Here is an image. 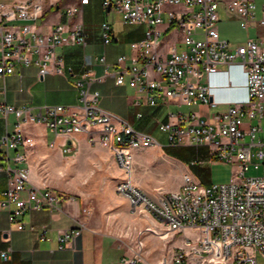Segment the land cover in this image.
<instances>
[{
	"label": "built area",
	"instance_id": "1",
	"mask_svg": "<svg viewBox=\"0 0 264 264\" xmlns=\"http://www.w3.org/2000/svg\"><path fill=\"white\" fill-rule=\"evenodd\" d=\"M88 2L78 0L81 6ZM101 7L117 12L123 25L145 26L143 38L129 45L131 57L120 55L112 65L104 56L96 58L104 67V76L112 74L117 85L126 83L134 90L137 106L142 97L149 107H215L203 81L221 65L241 66L246 74L244 102L228 105L209 118L194 110L179 111L169 113L167 122H157L169 145L207 147L211 161L233 165L232 181L204 187L191 174L183 173L177 190L156 198L148 196L132 181V151L140 147L161 149V145L123 119L118 128L106 123L96 126V118L110 113L98 106L99 93L91 91L92 84L102 78H94L85 70L74 81L80 96L76 106L15 107L0 103L5 124L0 137V172L8 181L0 209L8 212L10 223H15L27 211L60 212L65 202L74 200L62 191L40 188L30 181L28 157L35 140L26 129L43 125L63 140L64 155L77 151L79 136L90 146H108L121 173L115 193L133 211L141 214V209H150L153 218H163L162 227L177 225L175 235H183L180 244L155 264H264V43L248 40L232 47L217 31L220 10L236 18L244 30L254 24L264 27V5L259 19L255 0H102ZM43 11L38 0L0 3L2 96L6 93L5 80L17 65L37 66L42 80L48 73L63 75V58L56 54L57 48L63 43L86 45L83 24L74 20L76 9L68 8L69 22L48 34H40L34 26ZM101 31L103 43L109 44V24L102 23ZM178 44L184 48L178 50ZM69 73L72 75L70 69ZM10 116L14 117L12 124ZM141 117L137 114L138 119ZM110 129H117V141H110ZM250 170L257 174L247 176ZM194 190H201V197H194ZM89 212L85 207L81 210L85 218ZM17 228L22 230L24 224L19 222ZM82 228L59 231V248L79 238ZM186 230L194 231L196 238L185 237ZM148 233L163 239L155 225L138 230L129 255L122 256L118 264H143L144 236ZM11 252L8 248L0 256L7 260ZM214 254H223L224 262L212 263Z\"/></svg>",
	"mask_w": 264,
	"mask_h": 264
},
{
	"label": "crops",
	"instance_id": "2",
	"mask_svg": "<svg viewBox=\"0 0 264 264\" xmlns=\"http://www.w3.org/2000/svg\"><path fill=\"white\" fill-rule=\"evenodd\" d=\"M25 1L27 0H0V3L11 4ZM38 1L43 5L44 11L34 25L37 32L48 34L57 25L67 24L69 19L66 16V10L74 8L77 10L74 20L83 24L86 45L83 47L78 44L63 43L57 48L56 54L63 58V75L48 73L42 80L39 78L37 66L17 65L14 74L5 80L6 93L3 96L0 94V103L5 102L15 107L24 105L76 106L79 104L80 96L78 89L74 86V81L80 78L85 70H89L94 78H102L101 81H96L91 86V91L99 93L98 106L115 118L127 121L133 128L137 120L142 118H137V114H141L138 109L142 107L153 108L150 110L152 115L162 113L166 106L181 107L177 104L149 107L145 105L142 97L140 98L141 104L135 105L134 100L137 96L134 90L126 83L117 85L112 74L104 76V67L96 62V58L101 56H104L106 62L111 65L120 55L131 57L129 45L143 38L145 26L123 25L120 17L117 18L119 16L117 12L114 10L108 12L102 9V0H89L88 4L83 6L78 3V0ZM260 17L261 8L258 13L256 10V19ZM104 22L109 24L111 35V42L106 45L103 43L101 31V25ZM217 31L220 37L227 40L232 47L243 45L248 40L264 43V27L254 24L244 30L236 18L229 17L225 13L223 18H219ZM242 31L245 34L242 35ZM177 48L182 50L184 47L178 44ZM52 68L53 65H50L49 69L52 70ZM69 69L72 71V75L69 73ZM230 71H234L236 78L243 81L242 90L234 88L229 78L222 77ZM203 82L210 89L215 107L199 106L194 108V111L206 118H209L211 113L225 110L228 105L240 104L246 99V74L237 63L219 66L218 72L209 75ZM1 86L2 82L0 81ZM133 111H137L135 115L132 114ZM10 117L12 124L14 117ZM159 121L167 122L168 114L163 112ZM26 130L35 140V146L28 157L29 166V158L33 155L35 147L40 153L46 147L57 142H49L48 135L52 133L43 125L30 126ZM4 132V120L0 116V137ZM76 142L78 147L81 144H87L82 136L76 137ZM62 144L63 140L60 139V143L54 144L52 148L58 146L62 152ZM169 159L178 163L184 173L190 174L188 165L182 164L174 158ZM7 185V175L0 172V200L7 190ZM35 186L39 187L36 184ZM81 205V202L73 200L65 202L60 212L27 211L22 217L17 218L15 223H10L8 212L0 209V253L8 248L12 250L7 260L0 256V264H118L122 256L129 255V251L120 249L111 236L98 230L94 222H87L81 213ZM19 222L24 224L22 230L17 228ZM80 225H83L80 237L60 249L57 233L77 229ZM43 230H45L43 234L45 239L41 240Z\"/></svg>",
	"mask_w": 264,
	"mask_h": 264
},
{
	"label": "rangeland",
	"instance_id": "3",
	"mask_svg": "<svg viewBox=\"0 0 264 264\" xmlns=\"http://www.w3.org/2000/svg\"><path fill=\"white\" fill-rule=\"evenodd\" d=\"M255 1L258 13L264 5V0ZM219 15L223 18L224 11L220 10ZM241 34L245 32L242 31ZM222 77L229 78L234 88L243 89V81L236 78L234 71ZM151 109L153 108L138 109L142 118L137 120L134 129L155 139L161 145V149L140 147L132 151V181L137 187L152 198L177 190L184 172L178 163L169 158L188 165L190 174L201 186L209 187L232 181L233 165L211 161L207 147L171 146L167 134L159 130L157 122L163 112L189 113L194 108L171 105L156 115L151 114ZM136 112L133 111L132 114L135 115ZM48 140L60 143V139H56L53 134L48 135ZM29 171L30 181L34 185L57 189L81 202L82 208L90 211L86 217L87 222H94L98 230L111 236L124 251L130 250L138 230L152 225V219L146 212L140 214L133 211L128 203L115 193L121 173L116 166V158L112 157L108 148L90 146L87 143L81 144L73 155H64L58 146L46 147L40 153L35 147L33 155L29 158ZM255 174L257 173L250 170L247 176ZM157 227L161 232L165 231L164 227L160 225ZM171 234L165 239L145 234L143 264H155L161 257L171 255L183 237L181 234ZM184 235L192 240L196 238L192 230H186Z\"/></svg>",
	"mask_w": 264,
	"mask_h": 264
},
{
	"label": "bare ground",
	"instance_id": "4",
	"mask_svg": "<svg viewBox=\"0 0 264 264\" xmlns=\"http://www.w3.org/2000/svg\"><path fill=\"white\" fill-rule=\"evenodd\" d=\"M109 124L110 128H118L119 123H121L120 119L115 118L112 114H102V117L96 118V126H104ZM110 141H117V129H110ZM99 147H108V146H99ZM30 178V171H29ZM31 180V179H30ZM194 197H201V190H194ZM146 212L152 219V225H160L163 226V218H153V213H150V209H141L142 212ZM165 231L161 232L159 230V235H163V239H165L170 233H177V225H166ZM171 234V235H172ZM224 255L223 254H214L212 256V263H223Z\"/></svg>",
	"mask_w": 264,
	"mask_h": 264
}]
</instances>
